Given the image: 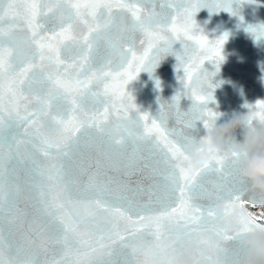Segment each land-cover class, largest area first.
Instances as JSON below:
<instances>
[{
    "label": "snow or ice",
    "instance_id": "6c2138e0",
    "mask_svg": "<svg viewBox=\"0 0 264 264\" xmlns=\"http://www.w3.org/2000/svg\"><path fill=\"white\" fill-rule=\"evenodd\" d=\"M252 2L0 0V264H174L184 251L196 264H236L247 229L227 230L214 208L256 205L232 157L193 166L187 155L197 123L219 116L205 64L219 71L228 34L210 40L193 17ZM246 31L264 41V25ZM166 55L179 88L152 116L128 85ZM244 107L250 126L264 124V101ZM93 146L96 170H85ZM100 156L147 183L102 173Z\"/></svg>",
    "mask_w": 264,
    "mask_h": 264
},
{
    "label": "water",
    "instance_id": "95a60500",
    "mask_svg": "<svg viewBox=\"0 0 264 264\" xmlns=\"http://www.w3.org/2000/svg\"><path fill=\"white\" fill-rule=\"evenodd\" d=\"M233 8L238 11V15H232L226 11L210 12L208 8H200L193 19L198 31L214 40L228 34L221 50L223 57L219 65V71L206 63L205 69L215 72L212 77L213 103L209 107L219 113L216 120L217 126L226 123L235 113H247L245 104H255L257 101H264V41H255L253 36L246 31L249 25H264V0H254L252 3L237 4ZM159 11V8H157ZM242 18V20H241ZM142 37L137 34L136 47L139 50V40ZM176 51L180 50V45H174ZM99 57L106 59L108 53L102 45ZM176 58L174 55L164 56L149 74L141 71L137 78L128 85V91L134 97V102L141 112H148L152 116L158 114L161 103L170 101L176 94L179 84L177 76L182 73L176 71ZM159 81L157 88L156 82ZM159 100V103H158ZM190 101H181V110L187 111ZM170 125L173 121L169 122ZM197 130L194 134L198 140L204 134L202 126L197 123ZM239 139V133H237ZM91 155V159H89ZM97 149L95 146L84 150L82 166L85 170H96ZM101 162V172L113 178L129 182L132 185L147 183L143 176L136 174L127 176L126 169L119 163L118 170L110 166L109 161L103 156L99 157ZM81 180H86L87 175L80 176ZM211 180L212 177H209Z\"/></svg>",
    "mask_w": 264,
    "mask_h": 264
},
{
    "label": "clouds",
    "instance_id": "9594fccd",
    "mask_svg": "<svg viewBox=\"0 0 264 264\" xmlns=\"http://www.w3.org/2000/svg\"><path fill=\"white\" fill-rule=\"evenodd\" d=\"M239 133V139H237ZM189 163L199 166L212 156H230L236 162L239 179L246 185L248 200L264 210V124L249 125L247 113H235L226 122L215 123L187 152ZM215 216L229 231H247L239 241L241 250L236 264H264V223L245 205L228 207L218 203ZM259 214L264 215V211ZM174 264H196L194 254H178Z\"/></svg>",
    "mask_w": 264,
    "mask_h": 264
},
{
    "label": "trees",
    "instance_id": "16d2710c",
    "mask_svg": "<svg viewBox=\"0 0 264 264\" xmlns=\"http://www.w3.org/2000/svg\"><path fill=\"white\" fill-rule=\"evenodd\" d=\"M250 210L259 214L261 211H264V210H261V209H258V208H253V207H250Z\"/></svg>",
    "mask_w": 264,
    "mask_h": 264
}]
</instances>
